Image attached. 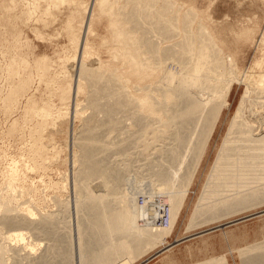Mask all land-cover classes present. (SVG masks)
Masks as SVG:
<instances>
[{
	"label": "rangeland",
	"instance_id": "obj_1",
	"mask_svg": "<svg viewBox=\"0 0 264 264\" xmlns=\"http://www.w3.org/2000/svg\"><path fill=\"white\" fill-rule=\"evenodd\" d=\"M154 1L161 7L159 10H170L181 18L186 10H194L197 16L188 13L191 30L204 38L205 33H208L206 39L212 38L222 48L225 67L229 68H224V72L228 73L234 67L239 77H230L231 94L225 100L229 107L221 105L225 102L219 96L221 93L201 98L213 100L214 96V101H218L216 103L221 105V109L216 112L219 114V122L213 128L210 144L200 159L171 233L140 256L138 255L144 249L137 251L135 255H131L134 249L131 250L128 254L132 258L123 264H200L218 257L223 258L226 264H242L241 251L247 246L264 241V202L223 219L219 216L217 221L209 224L190 227V223L230 121L245 93L246 83L251 79V83H256L260 78L264 79V0ZM102 9L103 4L98 0H0V264H79L77 241L83 240H87L90 249L96 253L99 230H103L96 221L89 218L86 208L95 206L93 204L99 199L100 190H104L100 184L106 189V198L109 199L107 203H111L113 213L122 212L125 207L123 200L129 192L135 191V185L140 189L136 195L147 190L153 196L164 197L171 206L169 197L173 194H166L170 190H164L161 182L154 187L149 183L158 179V173L163 176L165 172H173L170 166L175 165L173 162L176 161L179 149L176 146V129H170L168 137L162 139V134H158L157 130L155 132V128H161L160 121L150 118L148 113L141 116L138 111H133L146 107L131 105L138 103L133 98H145L149 91L146 90V84L152 86L160 78L157 75L138 82L132 76L125 56H117L121 45L115 43L110 29V18L102 13ZM198 17L202 20H197ZM175 20L167 21L177 23V19ZM75 36L79 37V48L72 44L71 37ZM153 40L162 49H171L179 38L176 42L173 39L168 42L161 41L154 37ZM165 55L168 56L169 53ZM20 58L29 62L28 68L24 63L21 64ZM12 59L15 60V66L18 65L14 68L16 70L18 67L16 72L19 76L14 73L13 79L12 75L9 76V66L14 62ZM40 60H46L47 71L43 80L35 68V62L38 61V64ZM78 64L79 67H91L90 69L102 66L108 73L113 74L117 83H110L109 86H104V92L91 95L93 91L87 86L79 88ZM165 67L174 73L180 72L176 63L169 61ZM31 73L33 76L27 80L28 90L9 107L5 98L11 84L24 76H30ZM216 75H212V87L220 88L222 81ZM181 78V75L174 77L176 83L182 82ZM50 80L55 81L51 83ZM168 80L166 77L164 83L169 84ZM54 83L57 86H68L67 98L70 99L61 102ZM31 103L39 108L45 103L51 105L49 114L52 117L47 120L46 125H39L42 119L29 111ZM167 108L174 109V106L162 103V110L159 112L162 114ZM258 108L264 112V105H259ZM123 109H127L126 112ZM214 113L212 110L210 116ZM140 118L143 120L139 124ZM110 122L112 126H109ZM185 130L189 132L188 129ZM196 137L199 138L198 135ZM85 138H93L96 143L104 145V151L99 152L98 149L102 147L97 148L95 158H84L83 154L88 152L85 148L80 149V144L86 141ZM37 145L45 147V150L41 149L39 158L32 160L36 158ZM190 149L188 153L193 151ZM148 165H151V169L146 171ZM178 166L177 170L182 169L181 165ZM12 167L18 178L14 184V192L11 193L7 174ZM83 167H87V173ZM183 172L180 173L181 176ZM93 175H96L93 177L95 180L86 182ZM27 207L36 214V224L30 227L11 226L10 220L20 217L23 209ZM80 208L83 209L79 211ZM148 219V224L140 226L143 229H158L153 219ZM236 220L242 221L227 228L213 229ZM123 223L116 221L115 224L122 226ZM140 226L137 223L136 228L142 229ZM232 228L240 229L233 241L248 240V243L238 245L235 242L237 247L232 245L227 254L211 257L204 254V248L212 245L210 239L214 235L221 238V241H217L219 246L227 247V242L220 233L228 234ZM193 230L219 232L181 245L184 255L178 260L164 253L166 244L173 238L185 236L184 231L187 233ZM78 231L79 235L76 234ZM15 233L24 234V240H6ZM109 234L112 235L109 242L113 245L117 236L114 232ZM261 252L256 256H264V251ZM97 255L93 259L89 258L90 262L85 260L88 262L86 264L92 263L91 260L100 264ZM133 259L135 260L131 262Z\"/></svg>",
	"mask_w": 264,
	"mask_h": 264
},
{
	"label": "bare ground",
	"instance_id": "obj_2",
	"mask_svg": "<svg viewBox=\"0 0 264 264\" xmlns=\"http://www.w3.org/2000/svg\"><path fill=\"white\" fill-rule=\"evenodd\" d=\"M98 1H101V4H103L102 13L110 18V29L114 36L113 39L115 43L121 45L117 56L121 58L125 56L132 76L138 82L144 78L150 79L157 75L158 78H160L159 81L156 82V84H152V86L149 84L145 85L148 86L146 90L149 89V91L146 93L143 100L142 97L133 98V100H137L138 103H132L131 105L134 107L139 105L146 107L136 108L133 111H138V114L141 116L148 113L150 118H155V120L160 121L161 128H155V132L157 130L158 134H162V139L168 137L167 133L170 129H176V146L179 148L176 153V161L173 162L175 165L170 166L173 172H165L163 176H160V173H158V179L149 183L152 185L151 187H154L161 182L164 185V190H170L167 191L166 194H173L169 197L171 202V206H169L171 216L170 226L167 229L158 228L156 230H151L143 229L144 227L140 226L148 224V217L152 218L154 222L156 214L151 206H149L147 210H144L136 205L135 195L140 191L137 185L134 187L135 191L129 192L123 200L122 204H124L125 207L120 214L113 213L110 208L111 203H107L109 199L106 198L107 192H105L106 189L103 184H100V187L104 190H100L101 192H99V194L101 195L95 204H93V206H95L86 208L89 218L96 221V224L103 232L99 230L96 253L90 249L87 240L77 241V246L79 248V264L90 262L89 258L93 259V256L96 254H98L97 258L99 256L98 261H101L100 264H123L132 258L128 254L131 250L134 249L131 255H135L137 251L144 249L138 255L140 256L149 249L155 247L171 233L173 225L179 215V211L182 209L181 207L184 203L187 189L199 167L200 159L206 147L210 144L209 139L213 128L215 124L219 122V114L216 112L221 109V105L229 107V104L225 100L228 95L231 94L230 90L232 86L230 77L239 76H237V69L234 67L232 70L230 68L228 73L224 72V68L228 67H225L224 57H222V48L218 47L217 43L213 42L212 38L206 39L208 33H205L206 37L204 38L202 35L191 30V22L188 18V13H193L195 17L197 13L194 10H186L183 18H181L179 14L171 13L170 10H159L161 7H159L154 0ZM181 9L183 10L184 8ZM172 15L173 18H170ZM175 19H177V23L167 21ZM197 20L201 21L202 18L198 17ZM203 28L206 29L207 27ZM87 32L88 30L86 33ZM153 37L154 39L157 38L158 40H165L166 42L172 41V39L176 42L177 38H179V40L174 43V46L170 45L173 47H170L171 49L177 48L178 50L174 51L167 48L165 49L164 47L162 49L158 46L160 44L154 42ZM71 38L74 47L79 48V37L75 36ZM217 40L219 41L218 38ZM165 53H169L170 56H166ZM115 57L116 55H114V58ZM12 61L14 62L9 66V76L11 77L12 75L13 79V75L14 73L17 75L16 70L18 69L17 67L15 70L14 67L18 65L15 66L14 59H12ZM45 61L46 60H40L38 64V61L35 62V68L40 73L39 75L42 80L45 77V71H47ZM169 61L179 65V73H174L165 67ZM23 63L26 67L30 65L28 64L29 62H24L21 59V64ZM90 68L84 66L79 67L78 64L77 78L80 80V83H78L80 86L79 88L87 86L93 91L91 95L104 92V86H109L110 83L116 82V78L113 74L111 72L108 73L102 66L97 69ZM213 74L214 76L217 74L216 77L220 76L219 78L222 81V85H219L220 88L212 87V79H214V76L212 77ZM31 75L32 73L30 76H24L21 79L17 78L19 80L17 82L15 81L16 83H13V85L11 84L8 95L5 98L9 107L14 105L18 97H21V95L25 94L28 90L29 85L27 80L31 78ZM180 75L182 76V82L176 83L174 77H180ZM17 77L19 76L17 75ZM166 77L170 80L169 84L164 83ZM57 80L59 81V79ZM251 80L246 83L245 93L230 121L221 148L220 150L218 149L219 153L210 171L207 184L192 214L190 227L215 222L219 216L223 219L231 216V214L241 212L255 205L258 206L259 203L264 202V112H261L258 108L259 105H264V79L260 78L256 83H253V81L251 83ZM50 81L53 83L52 81L55 80ZM67 89L68 86L66 85L59 84L57 86V92L59 93L61 102L70 99L67 98ZM218 93H221V95ZM212 94L222 96L225 102L218 105V103H216L218 101H214V96L213 100L201 99L202 96ZM117 95L121 96L120 93H117ZM219 102L221 101L219 100ZM162 103L169 106L173 105L174 109L167 108V110L163 111L161 114L159 111L162 110L160 109V107L162 108ZM32 104L33 103H31L29 111L36 117L42 119L39 125H46L48 123L47 120H50L52 117L51 114H49L52 110L51 105L45 103L44 106L39 108L35 103ZM126 105H130V103H126ZM123 110L125 111L127 109ZM212 110H214L215 113L210 116ZM162 118L164 119L162 120ZM142 120L143 119L140 118L139 124ZM184 125H187V127H183ZM109 126H112L111 122ZM185 129H188L189 132ZM185 132H187V134H185ZM197 135L199 138L196 137ZM85 140L86 141L80 144V149L85 148L88 152L86 155L83 154L84 158H95V152L97 153L98 150L99 152L104 151L105 146L103 144V146H101V143H96L93 138H85ZM195 141H198L197 144L194 143ZM43 148L45 150V147ZM43 148L37 145L35 149L36 158L32 160L39 158L40 151L41 149L43 150ZM97 148L101 149L96 150ZM189 148H191L190 151H192V149L193 151L188 153ZM180 149L181 151H179ZM178 165H181L182 169L177 170L179 167ZM185 165L186 168L184 167ZM83 168L86 169L87 173V167ZM184 168L185 171L183 172L182 170ZM150 169L151 165H148V168L145 170L149 171ZM181 172H183V176H181ZM95 176L96 175H93L87 178L86 182L95 180L93 178ZM17 178L18 175L16 170L13 167L10 168L7 174V184L11 193L14 192V184ZM150 194L152 195V193ZM165 201L167 203L166 199ZM81 209L83 208H80L79 211ZM23 210L24 212H22ZM23 210L21 211L22 215L20 217L10 220L11 226H15V228L21 226L30 227L36 224L37 221H34L36 214L33 210L28 207ZM116 221L124 223L122 226H116ZM137 223L142 229L136 228ZM45 226L47 228V224H45ZM110 232H114L117 236V241L113 245L109 242V238L112 236L109 234ZM79 233L78 231L76 234L79 235ZM6 240H17L21 242L24 240V234H12L9 235ZM261 251H264V241L247 246L240 254L242 264H264V256H256L257 253H262ZM71 258H73V255H71ZM95 258L96 256L94 259ZM134 260L135 259L131 262ZM91 262L90 264L94 263L92 260ZM200 264L226 263L223 258L218 257L209 259Z\"/></svg>",
	"mask_w": 264,
	"mask_h": 264
},
{
	"label": "crops",
	"instance_id": "obj_3",
	"mask_svg": "<svg viewBox=\"0 0 264 264\" xmlns=\"http://www.w3.org/2000/svg\"><path fill=\"white\" fill-rule=\"evenodd\" d=\"M225 228H227V227H225ZM195 231L196 230H193V231H190L187 233L184 231L183 234L185 236L173 238L170 242H168L169 245L164 250V253H168L170 258L178 260L179 258H181L184 255V251L180 247L181 245L186 244V243L191 242V241H194V240H197V239H200V238H203V237H206V236H210L211 234H214L213 232H219L217 230L216 231H208V232H205V231H196L195 232ZM239 232H240V229L232 228L228 234H225L224 232L220 233L223 235V238L226 240V242H227L226 246L227 247L219 246L217 244V241H221L220 240L221 238L219 236L214 235V237H212L210 239L212 245L204 248V250H203L204 254H206L208 257L215 256V255L227 254L228 251H230V249L232 248V245H233V247H237L235 242L239 243L238 245H245L246 243H248V240L239 241V242H237L235 240L233 241V237H235ZM241 248H243V247H241Z\"/></svg>",
	"mask_w": 264,
	"mask_h": 264
},
{
	"label": "built area",
	"instance_id": "obj_4",
	"mask_svg": "<svg viewBox=\"0 0 264 264\" xmlns=\"http://www.w3.org/2000/svg\"><path fill=\"white\" fill-rule=\"evenodd\" d=\"M136 205L144 210L149 206L156 213L154 224L157 228L167 229L170 226V207L166 203L164 197H154L147 190H144L137 195ZM169 243L166 244V247Z\"/></svg>",
	"mask_w": 264,
	"mask_h": 264
},
{
	"label": "water",
	"instance_id": "obj_5",
	"mask_svg": "<svg viewBox=\"0 0 264 264\" xmlns=\"http://www.w3.org/2000/svg\"><path fill=\"white\" fill-rule=\"evenodd\" d=\"M242 220H245V219H242ZM242 220H236V221H234V222H228V223L222 224V225H220V226H217V227H215V228H213V229L225 228V227H228V226L232 225L233 223H237V222L242 221ZM205 232H206V231H205Z\"/></svg>",
	"mask_w": 264,
	"mask_h": 264
}]
</instances>
